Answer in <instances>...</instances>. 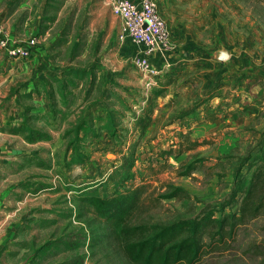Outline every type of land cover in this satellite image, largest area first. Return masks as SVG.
I'll use <instances>...</instances> for the list:
<instances>
[{"label": "rangeland", "instance_id": "obj_1", "mask_svg": "<svg viewBox=\"0 0 264 264\" xmlns=\"http://www.w3.org/2000/svg\"><path fill=\"white\" fill-rule=\"evenodd\" d=\"M46 1L0 0V35L13 38L16 24L18 42L40 44L27 73L0 59V264H132L112 226L81 202L88 193L140 186L129 224L237 210L231 193L264 159V0H154L172 44L167 64L149 57L162 71L154 85L133 62L142 47L119 40L108 0H59L45 11ZM218 49L228 58L217 59ZM69 69L82 77L60 86L54 80ZM79 120L91 126L78 143L81 163L64 136ZM20 125L23 133L12 131ZM28 128L48 138L28 141ZM171 186L185 193L160 197ZM202 243L195 264H264V208L221 241L205 232Z\"/></svg>", "mask_w": 264, "mask_h": 264}, {"label": "trees", "instance_id": "obj_2", "mask_svg": "<svg viewBox=\"0 0 264 264\" xmlns=\"http://www.w3.org/2000/svg\"><path fill=\"white\" fill-rule=\"evenodd\" d=\"M60 4L61 1L59 0H47L45 11L48 7L57 10ZM44 18L49 22L54 21L56 17L55 15H45L43 20ZM42 26L41 31L43 32L46 26ZM53 45L54 43L51 47ZM62 74V81L59 79L54 81L61 82L60 86L65 85L64 81L75 85L74 79L82 77L83 71L69 69ZM159 92V90L155 91V94ZM24 130L26 129L22 125L12 129L15 133H23ZM27 130L28 134L25 135V138L28 141L33 140L34 134L36 139H41L42 136L48 138L47 133L39 132L37 129L28 128ZM89 130H91V126L87 125L86 121L79 120L77 124L64 133V136H71L67 145L72 148L74 162L81 163L84 159L83 153H79L78 143ZM197 144H199L198 141L193 140L189 147H194ZM178 146L180 148L179 144ZM173 150L171 148L165 152L171 153ZM259 159L260 164L252 172L247 184L244 187H238L231 193L235 202L239 201L238 209L228 213L220 211L217 216L215 215L216 211L211 209L203 212L200 216L178 218L164 224H129L127 221L140 201V186L122 191L115 190L109 195L88 193L81 197V202L90 206L98 217L112 226L117 238L121 241L122 251L130 263L195 264L201 256L202 236L205 232L210 233L212 239L217 236V239L221 241L226 234L231 235L237 226L253 219L264 208V194L259 191L264 184V159L263 157ZM200 160V158L194 159L180 174L187 175L192 172L196 167V162ZM126 162L128 168H130L132 166L131 162L129 160ZM127 178L128 173L125 172L121 179ZM183 193L185 191L181 187L171 186L160 197L171 198ZM237 193L239 195L236 197Z\"/></svg>", "mask_w": 264, "mask_h": 264}, {"label": "built area", "instance_id": "obj_3", "mask_svg": "<svg viewBox=\"0 0 264 264\" xmlns=\"http://www.w3.org/2000/svg\"><path fill=\"white\" fill-rule=\"evenodd\" d=\"M111 12L120 19L119 40L129 39L142 47L143 53L134 64L151 77L150 85L156 84L161 69L153 66L150 55L159 54L165 63L166 53L172 48L169 28L160 16L154 0H108ZM35 37L15 41L0 35V59H28L36 47Z\"/></svg>", "mask_w": 264, "mask_h": 264}, {"label": "crops", "instance_id": "obj_4", "mask_svg": "<svg viewBox=\"0 0 264 264\" xmlns=\"http://www.w3.org/2000/svg\"><path fill=\"white\" fill-rule=\"evenodd\" d=\"M25 1L26 0H20V7L19 8H22L23 6H26L25 4ZM15 25L16 24H14V26L12 27V29L10 30V32H11V36H13V38L12 37H10V39H12V40H15V41H18V40H20L19 39V37H17V36H15V33H14V31H13V28L15 27ZM38 32V21H37V23H35V25L34 26H32L31 28H28L27 30H25V32H24V35H23V37H26V36H28V35H35V33H37ZM35 50L37 51V52H39V50H40V44H39V42H38V40H37V44H36V47H35ZM34 54V53H33ZM35 55V54H34ZM32 56V55H31ZM36 57H37V55H36ZM36 57H34L35 59H36ZM14 62H16V65L17 66H20L21 67V71L22 72H25V73H27L28 72V70L31 68V64H30V66L28 65V60H24L23 62H21V61H19V58H14ZM22 64V65H21ZM33 67V66H32Z\"/></svg>", "mask_w": 264, "mask_h": 264}, {"label": "water", "instance_id": "obj_5", "mask_svg": "<svg viewBox=\"0 0 264 264\" xmlns=\"http://www.w3.org/2000/svg\"><path fill=\"white\" fill-rule=\"evenodd\" d=\"M229 56L226 49H218L216 50V58L219 60L227 59Z\"/></svg>", "mask_w": 264, "mask_h": 264}, {"label": "bare ground", "instance_id": "obj_6", "mask_svg": "<svg viewBox=\"0 0 264 264\" xmlns=\"http://www.w3.org/2000/svg\"><path fill=\"white\" fill-rule=\"evenodd\" d=\"M111 157V156H110Z\"/></svg>", "mask_w": 264, "mask_h": 264}]
</instances>
